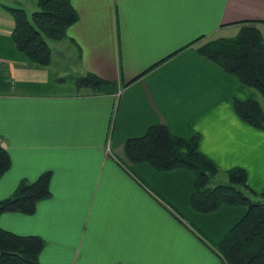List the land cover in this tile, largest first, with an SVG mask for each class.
Returning <instances> with one entry per match:
<instances>
[{"label": "crops", "instance_id": "crops-1", "mask_svg": "<svg viewBox=\"0 0 264 264\" xmlns=\"http://www.w3.org/2000/svg\"><path fill=\"white\" fill-rule=\"evenodd\" d=\"M72 4L79 20L64 41L79 74L110 82L99 93L58 81L54 58L49 66L31 62L16 48L12 13L0 3V67L10 82L0 91V145L12 160L0 198L22 179L52 171L51 197L33 215L1 214L0 226L42 237L40 264H226L214 244L246 208L194 210L191 171L127 162L124 143L165 123L177 136L199 135L200 150L223 171L243 167L249 186L264 191V131L234 109L235 98L253 92L197 51L236 36L246 21L264 37V0Z\"/></svg>", "mask_w": 264, "mask_h": 264}, {"label": "trees", "instance_id": "trees-1", "mask_svg": "<svg viewBox=\"0 0 264 264\" xmlns=\"http://www.w3.org/2000/svg\"><path fill=\"white\" fill-rule=\"evenodd\" d=\"M34 1L38 9L31 17L22 6L1 3L12 13L11 35L16 48L31 62L49 66L53 64L56 47L48 40H65L79 14L72 0ZM197 51L252 90L247 99H234V109L242 121L264 131V37L256 22H243L236 36L208 40ZM58 81H72L78 89L88 88L94 93L110 83L93 72L60 76ZM9 83L0 67V91H6ZM199 142V135L177 136L167 124L159 123L150 126L144 135L127 139L124 154L127 162H146L159 171H191L195 183L190 204L200 213H211L224 205L244 206V217L214 244V249L226 264H264V191L257 192L249 186L243 167L223 171L200 150ZM11 164L8 150L0 145V180ZM222 178H227V182H222ZM51 179L50 170L33 181L22 179L10 196L0 198V215H33L38 202L51 197ZM45 246L46 241L40 236L16 234L0 226V264H40Z\"/></svg>", "mask_w": 264, "mask_h": 264}, {"label": "rangeland", "instance_id": "rangeland-1", "mask_svg": "<svg viewBox=\"0 0 264 264\" xmlns=\"http://www.w3.org/2000/svg\"><path fill=\"white\" fill-rule=\"evenodd\" d=\"M2 1L0 0V3ZM16 3L14 5L16 6H22L25 7L27 10L28 15L31 17L33 11L38 9L36 3L34 0H17L15 1ZM53 47H57L56 49L62 51L65 54V58H60L54 53V59L57 60L58 65L61 67L62 75L63 76H68L70 74H79L80 68L78 65V57L75 55V53L70 54V48L68 47L69 44L66 41H62L60 43H55L51 40H48ZM55 50V49H54ZM58 58H57V57ZM257 97L262 100V97L260 96L259 93H257ZM264 104V102H263ZM222 182H227V178H222Z\"/></svg>", "mask_w": 264, "mask_h": 264}, {"label": "water", "instance_id": "water-1", "mask_svg": "<svg viewBox=\"0 0 264 264\" xmlns=\"http://www.w3.org/2000/svg\"><path fill=\"white\" fill-rule=\"evenodd\" d=\"M2 1H4L6 3H12L13 2V0H2ZM54 53L60 58H65V54L62 51L58 50V49H55Z\"/></svg>", "mask_w": 264, "mask_h": 264}]
</instances>
